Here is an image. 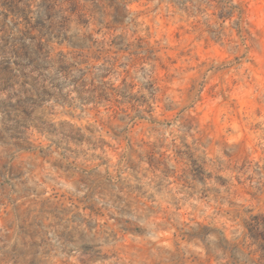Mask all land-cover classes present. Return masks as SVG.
I'll return each mask as SVG.
<instances>
[{
	"label": "clouds",
	"instance_id": "9594fccd",
	"mask_svg": "<svg viewBox=\"0 0 264 264\" xmlns=\"http://www.w3.org/2000/svg\"><path fill=\"white\" fill-rule=\"evenodd\" d=\"M0 264H264V0H0Z\"/></svg>",
	"mask_w": 264,
	"mask_h": 264
}]
</instances>
